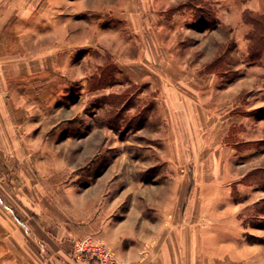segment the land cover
<instances>
[{"label":"rangeland","instance_id":"1","mask_svg":"<svg viewBox=\"0 0 264 264\" xmlns=\"http://www.w3.org/2000/svg\"><path fill=\"white\" fill-rule=\"evenodd\" d=\"M239 4L240 0H132V17L125 15L121 0H97L96 11L78 9L76 0L63 9L55 4L50 16L54 36L59 35L61 19L70 23L68 74L53 73L52 131L49 122H42L41 133L38 127L36 137L21 140L30 153L16 162L25 163L34 174L33 188H42L38 198H106L83 211L93 214L103 213L105 207L114 210L108 209L113 204L109 198H116L117 205L131 201L154 224L162 222L153 218L157 210L172 209V203L161 198H226L221 205L229 222L228 242L250 246L264 264V139L239 146L242 154L224 156L223 165L210 171L207 156L200 153V133L184 129L178 121L180 107L175 105L174 112L172 102L173 86L179 82L204 84L213 72L214 89L220 91L246 78L249 92L236 102L237 111L248 115L252 124L264 119V105L257 106L264 101V43L259 41L264 36V6L261 13L249 14L259 18L255 25L244 22ZM43 8V0H38L36 10H21V20L29 13L32 19H44L48 12ZM221 20L227 25L220 27ZM82 30L85 42L93 44L83 49L76 38ZM158 36L165 38L166 46L159 61L157 51L150 52V42ZM222 51L224 55L205 66L212 53ZM54 55L58 67L64 53ZM252 66L263 67L254 80ZM236 141L230 136L225 143L235 146ZM190 173L199 184L188 196ZM15 194L12 181L0 179V198ZM11 212L10 207L7 213ZM75 242L73 259L82 262ZM13 258L0 235V264H15Z\"/></svg>","mask_w":264,"mask_h":264},{"label":"crops","instance_id":"2","mask_svg":"<svg viewBox=\"0 0 264 264\" xmlns=\"http://www.w3.org/2000/svg\"><path fill=\"white\" fill-rule=\"evenodd\" d=\"M263 1L240 0L239 12L261 13ZM43 2L44 11L48 12L44 19H32L29 13L21 20V10H36L38 0H0V179L12 181L13 193H16L15 198H0V203L6 204L0 206V235L10 245L15 264H84L79 258L73 259V245L90 234L96 235L120 260L129 264H260V256L250 246L228 242L229 222L221 205L226 198H187V195L186 198H161L172 203V209L157 210L153 218L160 217L162 222L155 224L148 220L143 209L133 207L131 201H120L118 205H124L118 207L116 198H109L108 202L113 204L108 209L114 207V210L108 212L105 207L103 213L93 214L83 211L107 202L106 198H38L42 188H33L36 186L34 174L25 163L16 162L21 155L30 153V147L21 140L36 137L38 127L41 133L42 122H49L48 129L52 131L53 73L68 74L65 64L71 44L67 18L60 20L59 35L54 36L50 17L55 4L59 3L60 9L67 8L69 0ZM121 2L125 15L132 17V0ZM76 4L80 10L98 8L97 0H76ZM84 4L87 8H83ZM162 17L164 27L167 21ZM222 25L227 22L221 20ZM36 26L43 27V31L38 32ZM91 36L95 39L94 34ZM76 38L81 48L93 45L85 42L83 30L78 31ZM150 43V52L157 51L159 61L166 48L165 38L158 36L156 42ZM54 52L64 53L58 67L54 66ZM224 54L223 51L212 53L205 66ZM250 71L254 80L255 75L263 72V67L252 66ZM213 74L206 75L208 80L204 84L179 82L172 89L174 112L180 107L182 113L178 121L187 132L196 129L200 133L199 146L204 149L200 153L207 156L210 171L218 170L220 163L223 165L224 156L242 154L238 153L239 146L264 139V119L252 124L248 115L237 111L236 102L249 92L248 80L238 79L235 84L216 91ZM262 105L264 101L260 100L257 106ZM249 131L252 138L248 139ZM230 136L237 140L235 146L225 143ZM190 174L188 196L199 184L194 173ZM8 207L12 215L7 213Z\"/></svg>","mask_w":264,"mask_h":264},{"label":"built area","instance_id":"3","mask_svg":"<svg viewBox=\"0 0 264 264\" xmlns=\"http://www.w3.org/2000/svg\"><path fill=\"white\" fill-rule=\"evenodd\" d=\"M75 253L84 264H128L120 260L111 248L99 243L91 235L75 242Z\"/></svg>","mask_w":264,"mask_h":264},{"label":"trees","instance_id":"4","mask_svg":"<svg viewBox=\"0 0 264 264\" xmlns=\"http://www.w3.org/2000/svg\"><path fill=\"white\" fill-rule=\"evenodd\" d=\"M249 14H250V12H248V11H245L243 13L244 22L245 23L248 22V23H252V24L258 25L259 24V22H258L259 18L256 17V16L249 15ZM208 26L209 25H207V27ZM259 41H261V43L263 44L264 43V36H261Z\"/></svg>","mask_w":264,"mask_h":264}]
</instances>
